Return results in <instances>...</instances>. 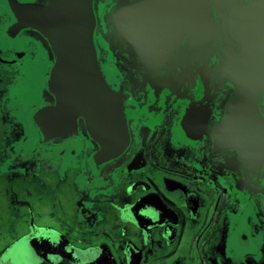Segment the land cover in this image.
<instances>
[{
    "label": "flooded vegetation",
    "instance_id": "1",
    "mask_svg": "<svg viewBox=\"0 0 264 264\" xmlns=\"http://www.w3.org/2000/svg\"><path fill=\"white\" fill-rule=\"evenodd\" d=\"M136 1L105 10L102 65L125 88L130 141L96 168L89 156L97 145L82 125L58 146H35L31 109L50 99V54L36 35L6 37L11 16L0 0V128L8 135L0 159L5 164L13 152L40 160L16 176L56 204L38 211L25 200L27 185L17 201L25 225L0 248V264H264V167L251 180L241 160L211 139L227 98L216 77L222 48L181 53L166 74L146 72L111 21L112 10ZM16 146L28 151L17 154Z\"/></svg>",
    "mask_w": 264,
    "mask_h": 264
},
{
    "label": "water",
    "instance_id": "2",
    "mask_svg": "<svg viewBox=\"0 0 264 264\" xmlns=\"http://www.w3.org/2000/svg\"><path fill=\"white\" fill-rule=\"evenodd\" d=\"M96 3L3 0L11 16L6 37L36 35L50 54L44 80L50 99L31 109L35 146H58L82 125L97 145L89 161L98 168L124 152L130 135L125 88L103 69ZM111 21L151 74H166L180 55L213 47L217 30L211 0H139L116 7ZM224 32L228 47L216 77L227 98L211 139L215 149L235 154L252 180L264 167V0H225Z\"/></svg>",
    "mask_w": 264,
    "mask_h": 264
},
{
    "label": "rangeland",
    "instance_id": "3",
    "mask_svg": "<svg viewBox=\"0 0 264 264\" xmlns=\"http://www.w3.org/2000/svg\"><path fill=\"white\" fill-rule=\"evenodd\" d=\"M124 1V0H121ZM120 1V2H121ZM119 0H97L96 6L99 7L98 10L100 11L102 15V19H99L100 23V33L102 35V38L104 37V31H103V25L106 22V11L109 13L110 9L113 8V6H116L120 3ZM107 7H109L107 9ZM211 7L213 9V13L217 15V25L220 30L219 38L213 43L212 48H216V46H221L222 51L219 52L220 54L224 53L225 50L228 47L227 42H221L222 39L225 38V32H224V7H225V0H211ZM107 9V10H106ZM106 10V11H105ZM4 17L3 9L0 7V18ZM221 36L223 37L222 39ZM226 41V40H225ZM219 43V44H218ZM6 45L5 42H0V47L3 48ZM221 57V56H220ZM218 57L217 60L220 59ZM5 128H0V150L2 147L6 145V139L8 135L3 134ZM28 142V140H26ZM33 145V143H32ZM22 146H16L12 151L16 152L17 154H20L23 156L24 148ZM28 151V150H27ZM26 151V152H27ZM18 157L16 155L7 156V159L5 161V164H3V160L0 159V248H2L5 244L10 242L15 233L18 231H22V228L24 227V223L22 221V218H19L22 216L21 214L24 211V208L20 205H17L18 200H24L25 199V188L28 186H31V193L32 196L29 198H26V201H29L31 206L33 205L34 208H36L38 211H49L53 210L55 207V201H54V195L50 192H43V195L38 192L40 187L36 185V183L29 184L28 181H25L24 176L21 178H17V174H21V172H28L25 170H28L29 166L35 165L36 162L40 160H36L35 158H27V159H17ZM34 170V169H33ZM39 171V170H38ZM43 175V173H42ZM22 176V175H21ZM51 183V182H50ZM37 187V188H36ZM39 188V189H38ZM64 188V187H63ZM35 191H37L35 193ZM34 193L36 194L34 196ZM42 195V197H39V195ZM20 207V208H19ZM56 211V210H54ZM59 211H56V214ZM117 235L114 233V237ZM198 263V262H196Z\"/></svg>",
    "mask_w": 264,
    "mask_h": 264
}]
</instances>
